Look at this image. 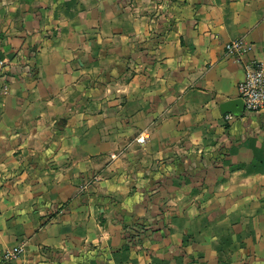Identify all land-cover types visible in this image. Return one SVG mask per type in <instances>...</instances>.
<instances>
[{
  "label": "crops",
  "instance_id": "crops-1",
  "mask_svg": "<svg viewBox=\"0 0 264 264\" xmlns=\"http://www.w3.org/2000/svg\"><path fill=\"white\" fill-rule=\"evenodd\" d=\"M236 39L264 61V0H0V264H264Z\"/></svg>",
  "mask_w": 264,
  "mask_h": 264
},
{
  "label": "built area",
  "instance_id": "built-area-1",
  "mask_svg": "<svg viewBox=\"0 0 264 264\" xmlns=\"http://www.w3.org/2000/svg\"><path fill=\"white\" fill-rule=\"evenodd\" d=\"M226 51L229 54L237 56L238 60L243 64L244 77L241 80L238 90L239 97L245 102V110L259 111L264 109V61L258 59H247L246 54L250 50V46L243 39H236L226 43ZM6 64L5 60H0V74ZM0 91L4 94L8 93V86L4 85ZM236 117L233 113L225 114L227 120ZM145 136L140 135L137 138L139 143H144ZM115 157L116 155H112ZM87 184L81 186L85 189ZM25 251V244L20 243L16 246L4 250L2 257L6 260H15L19 258Z\"/></svg>",
  "mask_w": 264,
  "mask_h": 264
},
{
  "label": "water",
  "instance_id": "water-1",
  "mask_svg": "<svg viewBox=\"0 0 264 264\" xmlns=\"http://www.w3.org/2000/svg\"><path fill=\"white\" fill-rule=\"evenodd\" d=\"M221 112L224 114L233 113L235 115H243L245 112V102L241 97H235L223 101L220 104Z\"/></svg>",
  "mask_w": 264,
  "mask_h": 264
}]
</instances>
